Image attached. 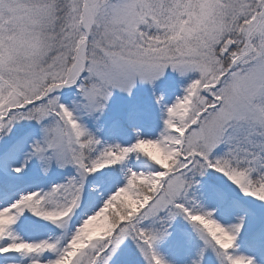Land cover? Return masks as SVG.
<instances>
[{"label": "snow or ice", "instance_id": "obj_1", "mask_svg": "<svg viewBox=\"0 0 264 264\" xmlns=\"http://www.w3.org/2000/svg\"><path fill=\"white\" fill-rule=\"evenodd\" d=\"M0 264H264V0H0Z\"/></svg>", "mask_w": 264, "mask_h": 264}]
</instances>
